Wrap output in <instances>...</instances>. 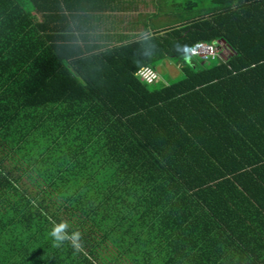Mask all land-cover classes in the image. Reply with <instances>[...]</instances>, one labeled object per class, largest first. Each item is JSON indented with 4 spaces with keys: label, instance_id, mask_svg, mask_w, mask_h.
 <instances>
[{
    "label": "trees",
    "instance_id": "1",
    "mask_svg": "<svg viewBox=\"0 0 264 264\" xmlns=\"http://www.w3.org/2000/svg\"><path fill=\"white\" fill-rule=\"evenodd\" d=\"M99 2L0 0V264H264V0Z\"/></svg>",
    "mask_w": 264,
    "mask_h": 264
},
{
    "label": "crops",
    "instance_id": "2",
    "mask_svg": "<svg viewBox=\"0 0 264 264\" xmlns=\"http://www.w3.org/2000/svg\"><path fill=\"white\" fill-rule=\"evenodd\" d=\"M118 0H116L115 2H113L112 0H103V2H99L97 5H95L97 7V10H94V12L92 13V16L95 18H101V20H97L96 22H93L92 24H88V26H94L95 28V32L93 31V33L98 34V33H127L129 32L128 30L124 29L123 25L128 24V19L129 17L132 18H138L141 16V20H143V16L142 14H145L147 12H151L152 11V0H124L125 6L123 8H121L117 2ZM121 1V0H120ZM136 3L140 6L139 8H137ZM74 5L75 8L81 7L79 3L76 4V0H74ZM114 6H116L115 10H114ZM76 11L78 12V10H75V13H73V15H80L82 13H76ZM87 13H91L92 11L86 10ZM126 16H128L126 18ZM111 17H118V18H126L124 23L122 21V19L118 20L119 22L117 23V28L116 30H110L109 29V25L107 22V18H111ZM103 18V19H102ZM110 24V23H109ZM139 31H143L142 29H140ZM168 67L171 66V64L167 63Z\"/></svg>",
    "mask_w": 264,
    "mask_h": 264
},
{
    "label": "built area",
    "instance_id": "3",
    "mask_svg": "<svg viewBox=\"0 0 264 264\" xmlns=\"http://www.w3.org/2000/svg\"><path fill=\"white\" fill-rule=\"evenodd\" d=\"M190 55L193 57H200L205 60L216 59L219 57V47L216 44L200 43L190 51ZM138 76L148 84L154 83L159 74L151 67H144L138 71Z\"/></svg>",
    "mask_w": 264,
    "mask_h": 264
},
{
    "label": "clouds",
    "instance_id": "4",
    "mask_svg": "<svg viewBox=\"0 0 264 264\" xmlns=\"http://www.w3.org/2000/svg\"><path fill=\"white\" fill-rule=\"evenodd\" d=\"M144 36V34H141ZM68 223L61 221L60 223H54L50 237L53 240V247H61L65 242L71 244V246L77 251L82 248V234L79 231L68 232Z\"/></svg>",
    "mask_w": 264,
    "mask_h": 264
},
{
    "label": "rangeland",
    "instance_id": "5",
    "mask_svg": "<svg viewBox=\"0 0 264 264\" xmlns=\"http://www.w3.org/2000/svg\"><path fill=\"white\" fill-rule=\"evenodd\" d=\"M170 62H171L170 64L172 65L170 67H168L166 62H162L157 66V70L161 73L164 82L176 81L183 77L181 71L176 66V63L174 61H170ZM209 63H212V61L207 62L206 65H208Z\"/></svg>",
    "mask_w": 264,
    "mask_h": 264
}]
</instances>
